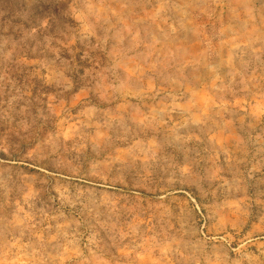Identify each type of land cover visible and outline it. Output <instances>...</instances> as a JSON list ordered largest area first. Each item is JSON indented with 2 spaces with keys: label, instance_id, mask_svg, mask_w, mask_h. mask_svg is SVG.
<instances>
[{
  "label": "rangeland",
  "instance_id": "374dc122",
  "mask_svg": "<svg viewBox=\"0 0 264 264\" xmlns=\"http://www.w3.org/2000/svg\"><path fill=\"white\" fill-rule=\"evenodd\" d=\"M0 264H264V0H0Z\"/></svg>",
  "mask_w": 264,
  "mask_h": 264
}]
</instances>
